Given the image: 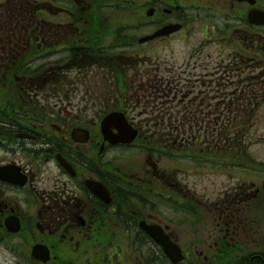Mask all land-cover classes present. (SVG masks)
I'll return each mask as SVG.
<instances>
[{
  "label": "flooded vegetation",
  "instance_id": "flooded-vegetation-1",
  "mask_svg": "<svg viewBox=\"0 0 264 264\" xmlns=\"http://www.w3.org/2000/svg\"><path fill=\"white\" fill-rule=\"evenodd\" d=\"M44 1V7L33 13L30 22L0 23V241L10 242L18 237L27 241L31 239L28 242L30 254L35 244L46 245L50 260L46 263L37 260L39 264H64V255L67 254L86 258L77 264H196L194 241L170 227V224L180 227L177 224L182 226L190 218L198 217L190 216L196 213L192 212V206L198 207L196 200L189 195L178 196L176 203L187 215L176 223L165 222L158 210L150 205L152 198L158 195L175 199L152 184L155 179L159 181L161 154L140 150L149 156L153 165L147 178L133 170L112 168L108 153L114 145L97 137L90 126L102 123L113 111L124 112L129 123H198L171 119L173 115L169 108L188 96L183 94L180 97L179 79L198 80L201 76L214 75L217 83L223 79L232 81L233 78L236 82L234 80L244 78L240 80L243 86L234 87L233 100L238 95L260 96L264 93V26L257 27L263 32L255 31L246 21L252 8L264 10V0H256L255 5L247 1L220 0L231 12L222 18V27L218 29L216 53L220 54L216 63L220 62L222 68L214 66V71H209L214 64L211 54L204 59L201 56L191 58L194 62L183 63L178 70H174L175 64H168L166 57L158 55L156 48L163 47L166 41L171 43L176 34L141 42L142 36L153 34L167 24L181 22L184 31L187 30L186 9L176 0L170 3L169 0L146 1L143 6L145 15L143 13L134 23L144 30L143 35L130 37L124 34L126 40L121 41L120 66L98 61L96 58L99 57L92 54L94 39L90 36L99 10L93 9L85 0H70L74 2L73 7L58 6L53 0ZM150 9L153 14L148 15ZM18 11L13 14L30 17L28 9ZM62 11L72 20L77 16L65 25L73 34L66 44H61L60 37L53 38L51 33L52 29H62L61 22L48 27L44 23L46 16L51 17L49 13L56 18L62 17ZM78 16L88 19L83 22ZM243 25L253 29L247 32L251 33L249 38L243 36L242 30L238 34L239 26ZM233 33L230 45L236 53V60L222 61L223 52L230 47L223 40ZM257 34L261 40L258 38L256 44L254 38ZM137 64L143 66V73L136 74ZM95 65L115 77L117 82L110 85L116 101L99 97L101 92L88 86L91 78L86 77L84 71ZM201 65H205L206 73L198 71ZM259 68H262L261 72ZM80 75H83L82 80ZM256 75L254 83L245 84ZM102 79L106 82L105 78ZM79 81L84 90L79 89ZM202 83L208 85L209 81ZM79 95L83 99L80 100ZM90 95L98 96L94 103L102 102L104 108L95 116L80 121L79 111L87 112L88 108L80 110L78 102ZM159 101L172 103L165 105ZM86 133L88 140L80 142L81 135ZM96 149L98 155L93 157L90 152ZM150 156H155L158 161L154 162ZM160 177L169 184L165 172ZM91 180L102 183L110 196L106 191H103L104 198L96 195L87 185ZM258 188L253 198L264 189L263 184ZM196 202L201 204V212L206 210V204H202L204 201ZM248 202V198L238 199L233 208L230 206L221 213L217 233L221 234L220 251L223 253L217 252L204 264H264V245L252 249L242 239V235L254 233L248 217L239 213L247 208L244 205ZM142 221L161 225L170 239L178 244L182 255L178 263H173L164 248L146 232L141 226ZM17 224L21 225V230L10 232V227ZM229 239L239 243V247L233 250ZM75 261L78 260L75 258L65 264H74Z\"/></svg>",
  "mask_w": 264,
  "mask_h": 264
},
{
  "label": "rangeland",
  "instance_id": "rangeland-1",
  "mask_svg": "<svg viewBox=\"0 0 264 264\" xmlns=\"http://www.w3.org/2000/svg\"><path fill=\"white\" fill-rule=\"evenodd\" d=\"M57 1V5L63 7H73L74 4V2L70 0ZM85 1L97 5L102 0ZM114 1L119 4V6L116 5L110 13H105L102 9L100 11L101 14L96 18L95 27L98 30H101V32H105L107 34L109 33L106 46L109 44L110 46L112 45V47L116 49V52H111L109 50V52L105 53V50H98L97 46H94L92 54L99 57L96 58L98 61L110 62L112 64H116V66H120L119 63L122 61L120 52H122L123 49L121 41L126 40L124 34L129 36H133L135 34L139 36L143 35L144 30L137 28L134 23L141 19L143 13L145 15L143 6L148 0H106V2L110 3ZM170 1L171 0H169V3ZM44 2L45 1L43 0H0V23H18L22 21L28 23L30 22V19L32 20L34 10L38 7H44ZM176 2L184 5L188 11V16L186 18L187 22H189L188 28L185 32L176 35L171 43L166 41L163 44V47H157L156 49L158 50V55L166 57L168 59L166 60L168 64H175L176 66H173L174 70H178V65L183 62H191V58L199 59V57L202 56V59H204V54L205 56L211 54L212 57H214L211 58V61H213L214 64L209 67V71H214V66L221 69L222 64L220 62L216 63L218 60L216 57L220 54L218 52L216 53L218 49L216 48V41L219 36L217 33L219 27H222V18L224 16H228L227 13H230L231 9L229 7L225 8L220 3V0H176ZM23 8H25V11L26 9L30 11V17L27 14L21 16L13 14V11L19 12L18 9L23 10ZM61 13L63 14L62 17L55 18L54 14H50L51 17L46 16L44 18V23L48 27L55 25L57 22H61L63 25L62 29L58 31H54V29H52L51 33L54 34L53 38L60 37L62 40L61 44H66L73 38V34L66 29L65 25L70 24V22L77 19V16H74V19L72 20L68 15V17H66V13L63 11ZM23 17H25L24 20H22ZM84 18L85 19L78 16V20H84L83 22L88 19V17ZM83 22H81V25ZM124 25L127 26L124 27ZM118 27H121L119 39L116 38L117 35L114 30ZM111 29L114 31H111ZM239 29L238 34H240L242 30L245 33L243 36L248 38L251 33L247 32L253 31L252 27L249 25L239 26ZM234 35L235 34L233 33L232 36L229 35L227 40H223V42L228 43V46L230 47H228L226 53L223 52V56L221 57L222 61L226 60L231 62L232 60H236V53L234 52L233 46L230 45V41H232ZM258 36L259 35L257 34L254 38L256 39L255 41H257L256 44L258 43V38L261 40V36ZM92 67L94 68L91 70H89V68L84 71L86 77L91 78V82H88V86L92 87L93 90L95 89L101 92L99 97H107L111 101H116V96H114L110 85L117 82L113 74L106 71L103 67H97L96 65ZM136 67V74L143 73V66L141 64H137ZM199 68L206 69L205 65H201ZM259 69L261 72L262 68ZM107 70L109 69L107 68ZM161 71L166 72L165 69H162ZM170 71L173 70L170 69ZM206 72L207 69L201 73ZM214 77V75L207 78L201 76L198 80H192L191 83H187L185 79H181L183 81L180 82L182 85L180 97L182 98L183 94H188V96H186V101L182 103L177 101L171 108H169L170 113L173 115L171 119L192 122L200 116V113L203 110V113L207 116L206 119L208 121H213L217 116H220L222 108L232 110L234 112V116H237L235 118L231 115V117L235 118V123L239 120V123L241 121L242 123H248V125L246 128H241L238 132H235L233 128L227 129L226 126L224 127L221 125L222 123H220V125L216 127L219 129L220 133L227 134L228 138L226 140L224 137L219 138V144L227 143L229 139L231 140L229 145L243 140L245 143L244 148L251 145L245 152L246 156L252 160L253 157L250 156V154H252V156L255 157L254 160L258 163V167L260 169H264V93H260V97L259 95H238L233 100L231 93L235 92L234 87L244 85L240 82V80H244V78L234 80L238 83L236 84V82H233V78L232 81H230V79H223L215 83ZM227 77L228 76L225 78ZM254 77L255 79L246 81L245 84L250 82L254 83L258 75ZM79 78L82 80L83 75H80ZM102 78H105L106 82L103 81ZM203 81H209L208 85H204L202 83ZM210 81H212V83H210ZM79 89L84 90V86L81 85V81H79ZM104 91L107 93V96ZM91 95L93 94L91 93ZM91 95L89 98L78 102L80 110L84 107L88 108L87 112L79 111L78 109L80 121L83 118L89 119L90 116H95L99 109L104 108L102 102L94 103L96 99H99L97 98L98 96L96 97ZM79 99H83V96L79 95ZM159 103L167 105L172 102L168 103L167 101H159ZM258 103L259 105H257ZM200 108L202 109L199 110ZM255 110L256 116L253 115L252 119H247L248 115L253 113ZM193 114L196 116L195 119L191 117ZM220 118L221 116L219 117V120ZM201 123L203 122L201 121ZM100 124L101 123H96L90 127L92 128L91 131L96 133V136L102 139ZM136 124L141 127L140 129L142 131H145V134L149 138L148 142H152L153 145H155L153 141L166 144L165 140H168L170 142L169 144L179 147L180 150H186L187 148L189 150L190 147L202 149V142H207L204 141L206 136H194V138L197 139H194V141H190L188 138H185L183 134L185 128L184 123ZM185 124L188 126L191 123ZM225 125H227V123ZM173 126H175V128ZM196 131L194 130L196 135H198L199 132L201 134V132L205 131L204 126L202 130ZM217 131L218 130H216V132ZM190 132L192 133L193 131L185 132V134L189 135ZM206 134L207 131L202 133V135ZM207 137L211 138V136L208 135ZM144 138L145 135L141 138L140 143H143ZM98 152V149H96L94 152L90 153H92L91 155L93 157H97ZM108 157L109 162L111 161V167H122L128 171L133 170V172H138V174L145 178L148 177L147 175L150 172L148 170L153 168L152 162L149 161V156L142 153L140 148L130 150L115 148L108 153ZM98 158L100 159L99 156ZM150 159L154 162L158 161L155 156H150ZM158 162L161 170L158 177L159 181L155 179L152 184L159 189L162 188L161 191L164 193L175 196V199H173L158 195L150 201V205L154 209L158 210L159 215L164 217L163 219L165 222L170 220L176 223L187 215V213L182 210V207L175 204L177 199H179L178 196L183 197L189 195L191 199L204 201L202 204H206V210L201 212L199 210V206L201 204L195 201V205L198 207L193 208L198 215L197 218H190V221L182 226L177 224L180 227H175L172 226L173 224H170L171 228H176L180 234H184L183 236L191 238V240L194 241V245L192 247L196 253V264L208 263V261L215 257L217 252L221 250V241L219 239L221 234L217 233V225L219 224L217 221L220 219L219 217L221 216V213H224V211L230 206L233 208V205L238 199H249V202L244 205L247 206V208L243 211H239V213L244 214L246 218L248 217L254 227L252 230L254 231L253 235H242L243 241L249 248L252 249H256L264 245V189H262L263 192L260 191L258 196L253 198V194L257 193L256 190H259L258 186L262 184L264 186V174H257V170H250L248 168H241L240 170L236 168L235 170L229 168L226 169V167L221 166L215 169L210 168L202 170L198 167H192L190 165L186 166L185 162H181V164L180 162H172L169 158L162 159V162ZM163 172H165L167 179H169V184L163 181L160 177ZM232 201L233 204H231ZM209 206L211 207L209 208ZM190 216L195 217L194 214H191ZM222 225H225V221L222 222ZM37 236H39L38 233ZM30 241L31 239L27 241L23 239V237H18V239L10 242H0V264H35L32 260L30 250H28V242ZM230 244L233 250L239 247V243L235 241L230 240ZM221 253H223V251ZM75 258L78 261H75L74 264L82 263L83 260L86 259L81 256L67 254L64 255V264L73 262Z\"/></svg>",
  "mask_w": 264,
  "mask_h": 264
},
{
  "label": "trees",
  "instance_id": "trees-1",
  "mask_svg": "<svg viewBox=\"0 0 264 264\" xmlns=\"http://www.w3.org/2000/svg\"><path fill=\"white\" fill-rule=\"evenodd\" d=\"M95 5H93L94 8ZM258 29V28H257ZM120 28L118 30H116L117 36L116 38L119 39V35H120ZM260 31L263 32V29L260 28ZM94 42L95 44L98 43V39L94 38ZM111 49H108L107 52H109V50L111 52H116V49L114 47H112V45L110 46ZM178 82V81H177ZM180 85L178 84V87ZM260 97V96H259ZM229 112V113H226ZM231 112V113H230ZM231 115L234 116V112L232 110H228L226 108L222 109V112H220V120L218 117H216V119H214L212 122H207V123H191L189 125V131H193V135L190 132L189 133V137L191 138L192 141H194V136H199L200 137H204V136H211L210 139L208 140H204L207 142H202V146L203 148H190L189 149V154L185 155V153L182 154V156L180 157L182 160H179L180 162H185L186 166H192V167H198L201 168L202 170L204 169H210V168H217L219 166L221 167H226L229 169H236L238 168L239 170L241 168H248V169H253L256 170V166H252L251 164H255V160H251V158H248L246 156V151L249 149V147L251 146H247L244 148L245 143L243 140L238 141L235 144H231L230 143V139L228 140L227 143H220L219 144V138L224 137V139L226 140L228 138L227 134L225 133H220L219 129L216 127L218 125H220V123H222V126H226L227 129H231L233 128V130H235V132H238L241 128H246L248 123H242L239 120L237 121V123L234 122L235 118L237 116H234L235 118L231 117ZM255 115L256 116V111H253V113H250V115H248L247 119H252V116ZM200 116H204V113H200ZM193 117V116H192ZM227 123V125H225ZM199 124V126H198ZM204 126V130L207 131L206 135H202L203 132H199L198 135H196V130H202ZM194 130L196 131L194 133ZM216 130H218L216 132ZM210 134V135H209ZM219 134V135H217ZM244 139V137H243ZM144 143H148L149 145L152 144V142H148V141H143ZM147 145L144 144V148H146L145 150L148 149V147H145ZM167 148L163 149L164 153L167 155L168 154V150L170 149L169 147L171 145H166ZM206 146V147H204ZM177 147V146H175ZM164 148V147H163ZM152 151H158V149H148L147 152H152ZM222 154V155H221ZM240 154V155H239ZM241 155H243L241 157ZM168 156V155H167ZM178 160H176V162H179ZM251 163V164H250ZM177 204V203H175ZM36 262V261H35Z\"/></svg>",
  "mask_w": 264,
  "mask_h": 264
},
{
  "label": "water",
  "instance_id": "water-1",
  "mask_svg": "<svg viewBox=\"0 0 264 264\" xmlns=\"http://www.w3.org/2000/svg\"><path fill=\"white\" fill-rule=\"evenodd\" d=\"M250 2L254 3L255 0H250ZM249 20L256 24H264V11L259 9L251 10L249 12ZM180 28V24H170L159 29L156 33L149 36L147 39L171 34L172 32L179 30ZM101 129L105 139L113 144L131 143L137 136V130L133 129V127L129 123H126L123 118V114L115 113L106 117L103 123H101ZM114 129H118L119 132L117 134L114 133ZM87 184L95 192L98 191L97 194H99V189H102V186L95 182L88 181ZM141 226L164 248L165 252L174 263H178L182 259L180 248L170 240L169 236L164 233L160 226L146 225L145 222H142ZM19 229L20 226L18 225L12 228L11 231L17 232ZM32 253L37 259L44 262L50 258L49 249L42 244H36L33 247Z\"/></svg>",
  "mask_w": 264,
  "mask_h": 264
}]
</instances>
